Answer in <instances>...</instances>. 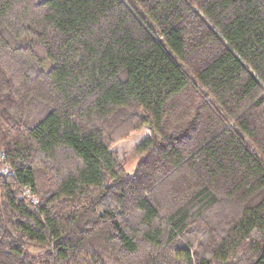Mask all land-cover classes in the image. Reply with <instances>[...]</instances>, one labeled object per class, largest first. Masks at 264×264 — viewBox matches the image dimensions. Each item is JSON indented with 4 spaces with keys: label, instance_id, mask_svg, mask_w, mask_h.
<instances>
[{
    "label": "trees",
    "instance_id": "16d2710c",
    "mask_svg": "<svg viewBox=\"0 0 264 264\" xmlns=\"http://www.w3.org/2000/svg\"><path fill=\"white\" fill-rule=\"evenodd\" d=\"M0 149V264H264V0H0Z\"/></svg>",
    "mask_w": 264,
    "mask_h": 264
},
{
    "label": "rangeland",
    "instance_id": "374dc122",
    "mask_svg": "<svg viewBox=\"0 0 264 264\" xmlns=\"http://www.w3.org/2000/svg\"><path fill=\"white\" fill-rule=\"evenodd\" d=\"M148 131L143 129L139 132L132 133L128 138L118 141L113 145V150L116 152L118 157L123 162L125 169L131 172L134 169L136 161L141 157V155L135 154L134 147L140 140H142ZM10 175V174H7ZM24 196V194H22Z\"/></svg>",
    "mask_w": 264,
    "mask_h": 264
},
{
    "label": "built area",
    "instance_id": "2783aa9c",
    "mask_svg": "<svg viewBox=\"0 0 264 264\" xmlns=\"http://www.w3.org/2000/svg\"><path fill=\"white\" fill-rule=\"evenodd\" d=\"M12 170L9 167L8 159L4 151L0 149V174H12ZM24 197L27 198L31 203L36 204L37 198L31 193L29 187H22Z\"/></svg>",
    "mask_w": 264,
    "mask_h": 264
}]
</instances>
